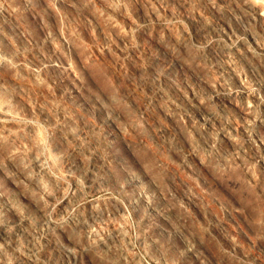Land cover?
<instances>
[{
    "label": "clouds",
    "instance_id": "9594fccd",
    "mask_svg": "<svg viewBox=\"0 0 264 264\" xmlns=\"http://www.w3.org/2000/svg\"><path fill=\"white\" fill-rule=\"evenodd\" d=\"M0 264H264V0H0Z\"/></svg>",
    "mask_w": 264,
    "mask_h": 264
},
{
    "label": "rangeland",
    "instance_id": "374dc122",
    "mask_svg": "<svg viewBox=\"0 0 264 264\" xmlns=\"http://www.w3.org/2000/svg\"><path fill=\"white\" fill-rule=\"evenodd\" d=\"M210 203H211V202L209 201V208H210L211 210L215 211V206L212 205V204H210Z\"/></svg>",
    "mask_w": 264,
    "mask_h": 264
},
{
    "label": "bare ground",
    "instance_id": "6f19581e",
    "mask_svg": "<svg viewBox=\"0 0 264 264\" xmlns=\"http://www.w3.org/2000/svg\"><path fill=\"white\" fill-rule=\"evenodd\" d=\"M211 204V203H210Z\"/></svg>",
    "mask_w": 264,
    "mask_h": 264
}]
</instances>
